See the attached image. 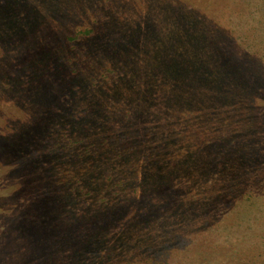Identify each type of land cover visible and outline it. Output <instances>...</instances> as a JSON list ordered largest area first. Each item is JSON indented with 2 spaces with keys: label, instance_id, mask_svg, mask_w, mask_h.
I'll list each match as a JSON object with an SVG mask.
<instances>
[{
  "label": "rangeland",
  "instance_id": "rangeland-1",
  "mask_svg": "<svg viewBox=\"0 0 264 264\" xmlns=\"http://www.w3.org/2000/svg\"><path fill=\"white\" fill-rule=\"evenodd\" d=\"M60 124L67 151L131 141L121 208L44 207L77 180L98 198L85 171L60 175L42 139ZM233 155L237 176L213 178ZM263 196L264 0H0V264H183L223 232L261 264Z\"/></svg>",
  "mask_w": 264,
  "mask_h": 264
},
{
  "label": "trees",
  "instance_id": "trees-1",
  "mask_svg": "<svg viewBox=\"0 0 264 264\" xmlns=\"http://www.w3.org/2000/svg\"><path fill=\"white\" fill-rule=\"evenodd\" d=\"M90 33L91 32H88V35ZM258 36L261 37V34H259ZM107 81H108L107 78L102 79L101 77H99L95 81V87L98 86L100 88L101 86L106 84ZM79 90L80 89H78V91ZM57 126L58 125H56V127ZM84 127H88L89 129V126H84ZM76 129L78 130V128ZM61 130L66 131V135H68V133L71 134L72 136L75 135L74 133H72L74 131L73 127H71L70 125H66V124H60L58 128H53L51 130V133L47 132L42 138L44 142L51 143V149L53 151L55 161L59 165L58 167L59 172H61L60 175L63 174L64 167H68V169H71V170L73 169L72 171H76L77 173L85 171V174H83L84 176L82 177H85L86 174L90 175L89 177L90 181L87 180L86 178H82L83 180L86 179L88 182H90V186L88 187L87 192L89 194H92V196L95 195L98 198L95 199V198L90 197L88 199L86 196L87 194L84 195L85 193L84 189L87 188L85 183L83 184L82 182L77 180L74 182L72 181L71 184L70 183L68 184L69 189L66 188V185L60 189H55V193L57 194L55 195L52 194V196L48 198L49 199L48 202H45L44 207H49L50 209H52L54 216H55L53 217L54 219L58 218L59 214L62 215V213L63 215H68L66 217H70L71 219L72 217L69 215L70 213L69 207L71 208V206L77 205L83 208L85 206L84 210L80 214H76V213L72 214L74 215L75 218L79 219L80 222L82 220L84 222L86 219V216H84L86 214L85 212L89 213L90 210L93 211L97 209L101 211L105 209V207H103L102 205L108 204L107 202L108 196H106V194L113 193L114 194L113 195L114 196L113 198L114 206L116 208L118 207L121 208L120 204L124 202V200L128 202L129 199L124 198L127 196H125L122 193L123 192L122 187L124 186L125 177L119 178L118 176L119 175L118 173H120L119 163L123 155L122 152H124L125 155H127V153H131L130 151H127L128 148L131 147V141L126 144H123V147L121 146L122 148L120 150L117 149L114 153H110L111 154L110 156L107 155V157L105 156L103 157L102 154H103L104 149L101 150V148H98V150H96V152H98L96 153V155H91V153H93L91 152V149H96L97 147L95 146V144H93L94 143L93 140H90V141L85 140V139H88L89 137H82L81 139V137L79 136V138L76 140V145H74L75 147L71 151H67L66 148L62 149L63 145L59 143V135H60ZM118 133H119V130H118ZM100 145L101 147L103 146V148H105L107 144L103 140L100 142ZM124 147H125V150H123ZM139 153L140 151H137L138 155ZM233 157L229 156V158H225V159L219 158V159H216L215 162L214 160L212 161L214 167L218 168V170H216L215 173L213 174V178H216V177L219 178L221 175L223 179L226 178L227 179L226 181H228L230 179H233V176H237L235 167H238L239 163L235 159L236 155H233ZM90 170H92L93 172ZM247 170H250V172L252 171V169L250 168ZM108 176H110V180H111L110 182L108 181ZM116 176H118L116 178L117 180L113 182ZM96 181L99 182V186L97 184L95 185L93 184ZM78 186H79V189H78ZM97 187H100L101 190H98ZM260 199L264 201V196L262 198L260 197ZM94 201H97V206H95V204L93 205ZM129 204L130 203H128L127 205ZM95 207L96 209H94ZM74 209L76 208H73L72 210ZM82 217L83 219L81 220L80 218ZM100 225H103L102 221L100 222ZM79 229L80 231H83L82 228H79ZM164 232H161V234H162V237L165 238ZM161 234L159 235L161 236ZM231 237L233 239L232 241L227 239L226 232H223V235H219L218 243L215 244V246H213L214 250H211L210 246H205L208 244H204L202 242L199 243L198 238L192 239L188 246H186L185 244L184 247H181L182 249H184L183 252L185 254L184 255L185 260L183 259L185 262L183 264H242V259L239 257V255H241L239 253H242V251H240L239 248H240V245L243 244V238L236 239V236L234 233L231 235ZM157 238H160V237L157 236ZM208 242H212V239H208ZM195 244H197V246H195ZM165 246L166 245L162 247H165ZM1 248L2 250H5V248L7 247L1 246ZM230 255L231 257L229 258ZM175 258H179V257H175ZM175 258L169 256L166 260L160 259L162 260L160 264H175V262L177 261V260L175 261ZM261 264H264V261Z\"/></svg>",
  "mask_w": 264,
  "mask_h": 264
}]
</instances>
